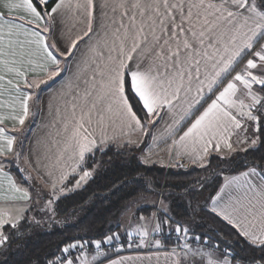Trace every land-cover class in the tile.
I'll use <instances>...</instances> for the list:
<instances>
[{"label": "snow or ice", "instance_id": "snow-or-ice-1", "mask_svg": "<svg viewBox=\"0 0 264 264\" xmlns=\"http://www.w3.org/2000/svg\"><path fill=\"white\" fill-rule=\"evenodd\" d=\"M141 137L171 167L215 154L231 172L244 154L199 206L219 226L198 232L196 208L178 218L162 190L147 218L66 234L60 203L97 154L162 162ZM0 202V264L37 229L61 239L28 264H264V0H0Z\"/></svg>", "mask_w": 264, "mask_h": 264}, {"label": "trees", "instance_id": "trees-1", "mask_svg": "<svg viewBox=\"0 0 264 264\" xmlns=\"http://www.w3.org/2000/svg\"><path fill=\"white\" fill-rule=\"evenodd\" d=\"M37 115L33 118L34 124ZM144 143L146 144L147 140ZM140 155L138 151L122 152L119 149L110 150L103 155L97 154L93 177L81 188L68 193L60 203L59 221L66 234L87 232L95 235L101 229H106L109 223L121 220L124 210L133 201L139 198L156 199V193L162 190L173 194L168 203L173 214L178 218H184L191 223L192 217L189 213L196 208L195 220L207 226L198 228V232L219 226L217 221L207 212L201 211L199 206L205 205L208 197L217 190V185L222 184L225 175L236 174L241 170L243 153L235 154L236 161L232 164L235 171L231 172L226 171L228 165L216 155L210 157L207 169H201L196 165H190L185 169L159 163L145 167L135 159ZM13 172L20 179V174L15 169ZM69 179L74 183L71 176ZM195 181H205V190L185 195V190ZM149 188L152 190L149 191ZM152 205H140L136 211L139 214L150 215L153 211ZM60 239L58 230H35L31 237L25 238L27 243L25 240H18L13 244L11 264H28L30 259L42 255ZM0 259L4 258L0 257Z\"/></svg>", "mask_w": 264, "mask_h": 264}, {"label": "crops", "instance_id": "crops-1", "mask_svg": "<svg viewBox=\"0 0 264 264\" xmlns=\"http://www.w3.org/2000/svg\"><path fill=\"white\" fill-rule=\"evenodd\" d=\"M58 87V85H53L52 89L50 90H46L45 93H44V96H45V99H47V97L49 95H51V92L55 90V88ZM49 116L47 115V113H43V114H38L37 117H36V122H35V127L32 129V132H31V136H29V141H33V139L35 137H40L44 134L45 132V125L47 123V121L49 120ZM11 125H9L10 127ZM162 125H161V129H158V131H161L162 130ZM140 139H142L143 141L147 140L146 138H143L141 137ZM152 149L154 152L158 153V156H154L153 159L154 160H159V161H162V162H157L159 164H163V165H167L169 166V156L167 155V152H166V146H163L161 145V147H156L155 145H152L151 142L149 140H147V143ZM148 149L146 148L145 151H147ZM215 155V154H213ZM183 161H186L188 162L190 165H193L191 164L186 158L183 160ZM174 163V161H173ZM13 175L16 177V179L19 181V179L17 178V176L15 175V173L13 172ZM231 175H234V174H231ZM223 183V182H221ZM0 204H2V202H0ZM129 251V250H128ZM147 250L143 249V250H139V251H131V252H125L124 254L125 255H135V254H144ZM160 264H164V257L163 255L161 256V259H160Z\"/></svg>", "mask_w": 264, "mask_h": 264}, {"label": "rangeland", "instance_id": "rangeland-1", "mask_svg": "<svg viewBox=\"0 0 264 264\" xmlns=\"http://www.w3.org/2000/svg\"><path fill=\"white\" fill-rule=\"evenodd\" d=\"M156 199L150 198V199H144V198H139L138 200L133 201L131 204H129V206L131 205V207L129 208V206L127 207L126 210H124L125 212L123 213L121 220L127 224L130 220L132 222H136V217H139L140 215H143L144 217H149L150 215H144V214H139L137 213V207L143 204H155V202L158 200V196L155 197ZM203 199V198H202ZM152 205V207H153ZM154 212L155 208L153 207L152 209ZM151 212V213H152ZM143 250V249H140ZM146 250V249H145ZM131 251H139V250H134V249H130L129 252Z\"/></svg>", "mask_w": 264, "mask_h": 264}, {"label": "built area", "instance_id": "built-area-1", "mask_svg": "<svg viewBox=\"0 0 264 264\" xmlns=\"http://www.w3.org/2000/svg\"><path fill=\"white\" fill-rule=\"evenodd\" d=\"M182 162L186 165L185 169L190 166V164L188 162H186V161H182Z\"/></svg>", "mask_w": 264, "mask_h": 264}]
</instances>
